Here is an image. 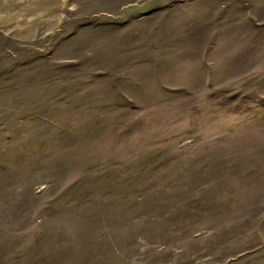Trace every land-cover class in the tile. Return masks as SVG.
<instances>
[{
    "label": "rangeland",
    "instance_id": "1",
    "mask_svg": "<svg viewBox=\"0 0 264 264\" xmlns=\"http://www.w3.org/2000/svg\"><path fill=\"white\" fill-rule=\"evenodd\" d=\"M0 264H264V0L0 34Z\"/></svg>",
    "mask_w": 264,
    "mask_h": 264
},
{
    "label": "crops",
    "instance_id": "2",
    "mask_svg": "<svg viewBox=\"0 0 264 264\" xmlns=\"http://www.w3.org/2000/svg\"><path fill=\"white\" fill-rule=\"evenodd\" d=\"M69 0H0V34L17 42H34L62 24Z\"/></svg>",
    "mask_w": 264,
    "mask_h": 264
}]
</instances>
